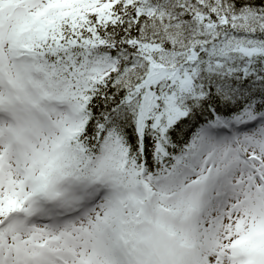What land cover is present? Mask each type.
Segmentation results:
<instances>
[{
  "label": "snow or ice",
  "instance_id": "snow-or-ice-1",
  "mask_svg": "<svg viewBox=\"0 0 264 264\" xmlns=\"http://www.w3.org/2000/svg\"><path fill=\"white\" fill-rule=\"evenodd\" d=\"M0 264H264V0H0Z\"/></svg>",
  "mask_w": 264,
  "mask_h": 264
}]
</instances>
